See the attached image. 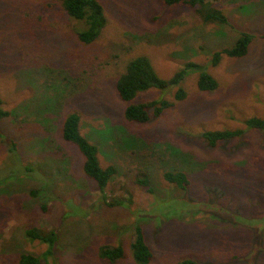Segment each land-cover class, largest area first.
Wrapping results in <instances>:
<instances>
[{
    "label": "rangeland",
    "instance_id": "obj_1",
    "mask_svg": "<svg viewBox=\"0 0 264 264\" xmlns=\"http://www.w3.org/2000/svg\"><path fill=\"white\" fill-rule=\"evenodd\" d=\"M106 26L92 44L79 42L83 26L52 0H0V99L11 113L0 120V264L22 253L41 255L45 245L26 229L58 235L52 264H111L100 246L122 245L129 255L141 226L153 258L149 264H264V132L209 147L204 131L243 128L264 119V0H216L229 25L203 24L191 8L164 0H98ZM239 32L254 36L242 58L215 52ZM138 56L170 78L186 62L206 67L213 92L197 89V74L176 88L150 90L137 102L164 98L171 108L146 124L127 123L115 91L118 76ZM80 116L81 133L98 147L100 165L116 175L103 199L82 172L83 158L61 137L63 119ZM17 144L14 158L8 141ZM27 169H30L29 171ZM145 172L149 189L136 183ZM180 169L189 187L163 179ZM34 193V194H33ZM110 198L125 200L109 206ZM184 202V203H183ZM46 264V262H42Z\"/></svg>",
    "mask_w": 264,
    "mask_h": 264
},
{
    "label": "trees",
    "instance_id": "obj_2",
    "mask_svg": "<svg viewBox=\"0 0 264 264\" xmlns=\"http://www.w3.org/2000/svg\"><path fill=\"white\" fill-rule=\"evenodd\" d=\"M64 11L68 19L81 24L83 27L76 32L79 42L89 45L94 43L101 35L106 26V16L104 8L98 0H52ZM216 0H164L167 6L184 5L198 15L203 24H215L218 26L229 25L227 16L213 6ZM254 36L247 32H239L238 37L229 48L215 52L211 58V65L219 64L222 56L229 58H242L247 55L249 45ZM197 74V89L201 92H213L218 87L217 80L208 72L205 66L195 62H186L170 78H161L154 70L150 60L145 56H138L131 59L125 66L115 83V91L119 100L125 104L123 118L127 123L146 124L152 118H157L174 104V101H182L186 97V91L181 87L182 82L190 74ZM176 88L174 101L164 98L137 102L136 98L150 90L165 92ZM11 113L3 106L0 99V120H5ZM243 128L222 129L214 131H204L201 138L209 147H217L220 144L241 139L246 131L264 132V119L250 117L243 122ZM62 139L73 145L83 158L82 172L91 180L96 190L103 199L105 189L116 175V169L112 165L103 167L98 158V147L91 143L80 130V116L69 113L65 116L61 126ZM6 138L0 132V140ZM8 152L12 157L17 158L18 149L14 140L8 141ZM28 171L30 169H27ZM136 183L151 191L149 179L145 172L137 169ZM163 179L177 189L182 191L189 187L188 176L180 169L165 170ZM34 194V193H33ZM109 206H123L125 200L121 198H110L106 202ZM184 203V202H183ZM25 236L30 241H38L45 245V250L41 255L32 253H22L19 255L17 264H52L48 259L53 257L57 247L58 235L55 231H41L36 228L26 229ZM125 250L122 245L100 246L97 250V257L102 261L114 264L124 258ZM129 255L134 264H149L153 258L150 247L145 241V236L141 226L136 225L133 232L132 241L129 245ZM177 264H198L191 259H184Z\"/></svg>",
    "mask_w": 264,
    "mask_h": 264
}]
</instances>
